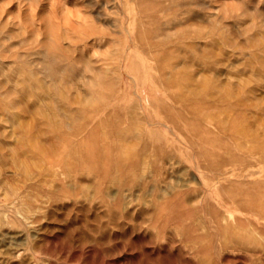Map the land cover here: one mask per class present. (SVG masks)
<instances>
[{"label": "rangeland", "instance_id": "obj_1", "mask_svg": "<svg viewBox=\"0 0 264 264\" xmlns=\"http://www.w3.org/2000/svg\"><path fill=\"white\" fill-rule=\"evenodd\" d=\"M0 264H264V0H0Z\"/></svg>", "mask_w": 264, "mask_h": 264}, {"label": "bare ground", "instance_id": "obj_2", "mask_svg": "<svg viewBox=\"0 0 264 264\" xmlns=\"http://www.w3.org/2000/svg\"><path fill=\"white\" fill-rule=\"evenodd\" d=\"M39 103H41V102H39ZM32 110V109H31Z\"/></svg>", "mask_w": 264, "mask_h": 264}]
</instances>
